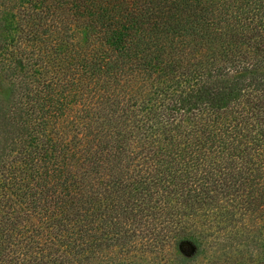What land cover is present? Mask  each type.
<instances>
[{
    "label": "trees",
    "instance_id": "trees-1",
    "mask_svg": "<svg viewBox=\"0 0 264 264\" xmlns=\"http://www.w3.org/2000/svg\"><path fill=\"white\" fill-rule=\"evenodd\" d=\"M0 77V264H264V0H0Z\"/></svg>",
    "mask_w": 264,
    "mask_h": 264
},
{
    "label": "rangeland",
    "instance_id": "rangeland-1",
    "mask_svg": "<svg viewBox=\"0 0 264 264\" xmlns=\"http://www.w3.org/2000/svg\"><path fill=\"white\" fill-rule=\"evenodd\" d=\"M0 79H1V77H0ZM1 80H0V93H3L2 91V86H1ZM179 249H180V251L183 253V254H185V255H191V254H193V252H194V246L191 244V243H187V242H185L183 245L181 244L180 246H179ZM204 262H205V259H204Z\"/></svg>",
    "mask_w": 264,
    "mask_h": 264
}]
</instances>
